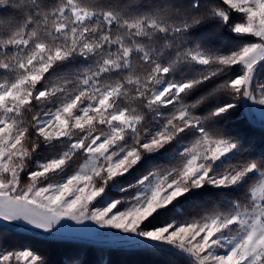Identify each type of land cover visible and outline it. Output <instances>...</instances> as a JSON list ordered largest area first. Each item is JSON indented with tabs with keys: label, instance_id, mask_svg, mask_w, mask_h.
<instances>
[{
	"label": "snow or ice",
	"instance_id": "snow-or-ice-1",
	"mask_svg": "<svg viewBox=\"0 0 264 264\" xmlns=\"http://www.w3.org/2000/svg\"><path fill=\"white\" fill-rule=\"evenodd\" d=\"M245 111L264 130V0H0V264H86L38 247L68 221L142 264H264Z\"/></svg>",
	"mask_w": 264,
	"mask_h": 264
},
{
	"label": "trees",
	"instance_id": "trees-1",
	"mask_svg": "<svg viewBox=\"0 0 264 264\" xmlns=\"http://www.w3.org/2000/svg\"><path fill=\"white\" fill-rule=\"evenodd\" d=\"M252 121H249L245 115L241 116L239 113L236 117V127L245 129L248 131L249 135L260 139L261 136H264V130H261L259 121H257L253 114H250ZM16 234L26 235L27 238L21 236V238H17L20 236H15L16 239L21 241L24 244L29 243V237L32 235L23 234L20 232H16ZM25 240V242L23 241ZM36 239H41L40 237H36ZM41 249H49L56 253L55 258L59 260L61 256L59 255L62 251H79L84 255V259L86 264H96V261L103 257L106 259L109 264H142V261L145 259L144 257L138 255H132L131 249H126L119 246H109V247H101L94 246L89 244H84L80 242H70V241H57V240H48L44 241L40 245H38Z\"/></svg>",
	"mask_w": 264,
	"mask_h": 264
},
{
	"label": "rangeland",
	"instance_id": "rangeland-1",
	"mask_svg": "<svg viewBox=\"0 0 264 264\" xmlns=\"http://www.w3.org/2000/svg\"><path fill=\"white\" fill-rule=\"evenodd\" d=\"M253 117L259 121L260 117L259 114H254ZM65 224V228H64V232L66 233V235H72V236H76V237H80V238H87V239H91V240H97V241H109L111 240V237H106L103 235H97L95 233H92L90 230H80L79 228H81L80 225H76L74 221H68V222H62ZM87 225H90L91 228L97 229L98 232H102L104 230H99L98 226L92 224L90 221L89 222H85ZM112 232H115V230H110ZM20 236L17 237L18 239L21 238V236L26 237V235H22V234H16L15 236ZM23 241L25 242V240L23 239Z\"/></svg>",
	"mask_w": 264,
	"mask_h": 264
},
{
	"label": "water",
	"instance_id": "water-1",
	"mask_svg": "<svg viewBox=\"0 0 264 264\" xmlns=\"http://www.w3.org/2000/svg\"><path fill=\"white\" fill-rule=\"evenodd\" d=\"M247 119L251 122L252 118L251 115L249 113H247V111L244 112ZM3 222L0 221V224H2ZM23 234H28V235H32L31 233H26V232H20ZM57 241H70V242H80V243H84V244H89V245H94V246H101V247H109V246H119L116 244H113L111 242V240L109 241H97V240H91V239H87V238H80V237H76V236H72V235H65L64 238H59V239H54ZM121 247V246H119Z\"/></svg>",
	"mask_w": 264,
	"mask_h": 264
}]
</instances>
